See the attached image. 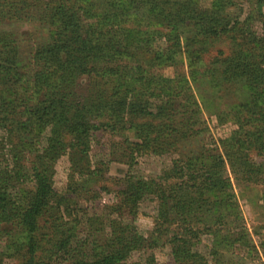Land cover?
Segmentation results:
<instances>
[{
  "label": "trees",
  "instance_id": "obj_1",
  "mask_svg": "<svg viewBox=\"0 0 264 264\" xmlns=\"http://www.w3.org/2000/svg\"><path fill=\"white\" fill-rule=\"evenodd\" d=\"M53 2L52 8L51 0H0V239L6 240L0 264L10 257L19 264H39L43 257L46 264H156L153 250L166 244L176 264H263L253 260L258 249L225 176V159L180 155L179 143L200 132L201 109H172V78L155 69L176 64L183 49L199 44L206 54L212 40L230 41L229 53L220 51L208 73L217 72L220 90L238 98L219 112L236 125L224 139L231 164L260 183L264 162L253 160L264 156V11L241 19L232 12L236 0H213L210 7L198 0H117L119 11L111 0ZM131 11L142 13L135 27L121 19ZM256 20L261 34L252 27ZM19 22L40 28L29 58L17 31L8 28ZM83 74L91 84L83 102H75L69 87ZM98 130L124 136L133 161L143 154L176 156L160 178H126L116 192L120 201L98 216L101 224L107 216L110 236L85 254L72 244L85 205L59 194L53 178L67 154L79 177L74 189L91 187L100 174L89 160ZM148 195L160 198L161 224L145 237L135 220ZM43 220L50 223L48 235ZM203 235L218 237L223 249L195 250ZM135 251H144V259L130 263Z\"/></svg>",
  "mask_w": 264,
  "mask_h": 264
},
{
  "label": "rangeland",
  "instance_id": "obj_2",
  "mask_svg": "<svg viewBox=\"0 0 264 264\" xmlns=\"http://www.w3.org/2000/svg\"><path fill=\"white\" fill-rule=\"evenodd\" d=\"M182 1V0H180ZM203 7H210L213 0H198ZM237 6L232 8V12L240 15L241 19L249 17L253 13L255 19L259 16L260 10L264 11V4L258 5L256 0H236ZM112 8L119 11L117 0H111ZM54 5L51 0V7ZM53 8V7H52ZM52 8L48 24V32L54 30ZM121 19L126 26H137L142 20V13L131 11L128 14L121 13ZM144 29L148 28L146 22ZM252 27L261 34L262 24L259 20L253 22ZM10 30L17 33V38L23 44V56L29 58L33 47L40 40V28L38 25L19 22L8 26ZM43 35V34H42ZM193 37V34L186 35ZM212 45L206 54L201 53V47L198 46L187 52L183 49L182 55L176 64L170 66H161L156 68L159 74L172 78L171 106L172 109H190L200 108V121L198 123V134L179 143V152L181 156L198 155L200 157H211L221 155L226 163V178L233 184L239 210L244 217L246 224L257 251L253 255V260L264 264V179L260 183H254L244 174L235 171L227 155V149L224 139L230 135L236 125L230 118L219 115V112L226 111L229 107L238 101L233 92L220 90V80L217 72H209V69L215 66L212 63L214 57L223 51L229 53L230 41L221 37L212 40ZM110 87L114 85V78L110 79ZM91 79L89 75H79L70 85L69 90L73 92L71 100L83 102L87 96ZM194 106V107H193ZM219 115V116H218ZM109 118H102L101 122H108ZM142 121H145L143 119ZM257 124V122H255ZM183 122L180 127L186 126ZM132 135V133H131ZM175 154H143L135 157V161L126 156V142L124 136L119 133L98 130L92 137V145L89 153L91 168L100 172L99 177H94L91 187L74 189L72 180L78 179L74 173L76 168L70 157L62 155L55 166V175L53 178L54 188L63 196H67L72 201L84 204V210L79 212V224L77 235L72 244L85 254L93 252L95 241L103 243L111 234V228L106 216L105 224H101L102 218L98 217L107 214L108 206L120 201L117 191L123 189L126 185V178L130 175L143 176L144 178H160L166 169L171 167ZM255 163L264 162V156L255 157ZM78 184V183H77ZM30 187L32 184L29 185ZM74 190H77L76 192ZM160 207V198L156 195H148L137 205L138 214L135 224L138 232L145 237H150L156 227L161 224L158 218V209ZM74 217L65 219L76 222ZM45 226L42 232L48 235L50 223L46 220L41 221ZM226 231V230H225ZM45 235V236H46ZM5 238L0 239V249L5 245ZM46 244V239H44ZM212 247L223 249L221 240L212 235H203L198 241L195 250L209 255ZM156 257V264H176L171 252V245H160L153 250ZM144 251H135L131 255L129 262L134 263L143 260ZM20 258L10 257L4 259V264H19ZM39 264H46L43 257Z\"/></svg>",
  "mask_w": 264,
  "mask_h": 264
}]
</instances>
